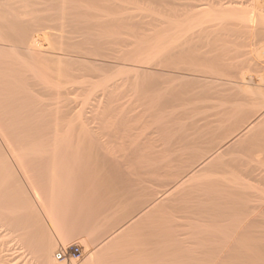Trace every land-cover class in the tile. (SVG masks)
<instances>
[{
  "label": "rangeland",
  "instance_id": "1",
  "mask_svg": "<svg viewBox=\"0 0 264 264\" xmlns=\"http://www.w3.org/2000/svg\"><path fill=\"white\" fill-rule=\"evenodd\" d=\"M0 1V13L2 14H0V93L2 95V93L6 92V89L10 91L7 92V95H0V97L3 99H0V103L2 101L3 104L5 101L3 106L0 104V107L2 106L4 108H0V129H4V131L3 129L0 130V264H42L43 262L47 264V260L45 257H47L46 252L48 251L49 246H51V241L49 240L50 236L54 238L55 243L57 244L55 250L56 254L60 248H64L66 250H71L73 247L80 248L81 255L79 258H73L67 261H58L59 263L65 264L86 263L87 257L89 256L88 252H91V250L94 253L96 252L94 254L97 256L96 258L102 260L97 263L98 261L96 260L98 259H96L94 256L92 263L90 262L91 264H108V261L111 264H120V262H122L120 257L123 258L125 264L127 263L126 260H128V263L132 262V264H138V258L136 259L134 257L139 256V259H146V254H148L147 259L151 258L148 259L150 260V262H152V260L156 261L154 263L152 262L151 264H163V260L165 258H163L162 256L166 257L165 262H169L166 260H168L169 257L172 256L173 259L171 258L170 262H177V264H186L184 262L188 263L189 260L188 264H193L195 262L192 263V259L190 260V258H193L194 256L196 257V255L197 258H193L194 261L200 257L198 259L199 261L197 260L198 263H200L201 260L205 263V261L207 262L210 259H212L211 261H213L214 256L216 257L215 259L220 258L219 250L225 247V245H227V242L229 241H225L223 239L227 240V237L229 235H233L235 237L234 239V237L231 236L233 238V241L236 239L238 240V237L243 236V242L240 240V238L239 242L244 244V246H249L246 249L248 252L250 251V264H255L257 262L256 259H261V261L264 262V254L260 253L261 255L259 256L262 257L257 256L259 252L263 251L264 253V228L263 231H261V228L264 226V224L262 225V223H264V218L262 220L261 217L264 216V213L253 212L254 214H252L251 211H249L251 213L246 212L248 210L247 208H243V210L242 206H240L241 204H246L243 202L244 199H246L243 198V195L232 197L230 196L232 199L229 198V195L231 193L229 184L230 186L232 185L231 182H229L232 179V168H230V166L232 167L233 162L231 163V161L235 159L234 162H239V164H241L244 159V162L247 163V160H245L244 156L245 154L243 153L245 152L247 154L246 148L244 147H246L248 143L247 141L252 138H250V136H255L252 139H260V136L261 138H264V128L262 127V125L264 126V124L261 122L259 123L261 119L260 116H262L263 118L261 121L264 122V109H257V111L256 108H253V106H251L250 108V104H242L239 112L234 116H237V119L240 118L243 120L238 119L237 121L240 122H237L236 119L234 120L230 117H233L231 112L232 107L234 106V102L233 106L231 107H229V104H232L231 102L234 98V94H241L242 91L240 90L241 86H239L238 88L235 86L234 82L236 80L232 76L234 72H232L231 67L233 68V65L235 66V64L238 66L237 62H244L240 55H242L243 58L247 56L248 58L244 59L247 63H249L247 65L240 63L242 65L240 66H246L244 68H247L249 70L248 75L253 82V86L251 85L253 91H251L250 88V92L248 90L246 91L249 93L252 92L253 95H259V93L261 95L264 94V85H262L264 83V42H259L261 40L259 38L261 37L259 36V32L264 34V22L263 24L261 22L262 27H260L261 25L259 26L260 29L257 31L256 36L255 33H252L251 31L249 32V29L248 33L250 34V36L249 34L247 36V30L245 28L243 29H245L246 31L241 30V32L239 30L241 27H239L238 30L236 26H234L236 27L235 29L234 27L227 28V26H229L228 23H225L226 28H224V30L222 28L223 32L220 30L221 28L213 30L209 27L213 26L214 24L219 25L223 22V20H221L222 22H219L220 14L215 13V11L212 12V10L209 11V13L205 14L199 13V7L205 3V1L203 2L201 0H184V3L186 1V4L183 3V7H185L183 8V12L180 11L176 16H173V18L160 17L162 16L163 12L167 11L169 13L174 11L173 9H170L173 8L172 5L161 7V5H158L157 3L154 5V2L151 4L143 3L140 6L141 8L137 7L134 10V13L132 12V14H124L120 9H118V7L123 3L122 0H110L113 5L109 4V0H99L104 1L100 2V4L99 1L96 2L97 0H35L36 3L34 0H17L16 4L12 3L16 2V0H12V2L11 0H9V2L8 0ZM75 1L77 2L73 3ZM117 2H120L121 4L119 3V5ZM261 2H263L261 4L262 6H264V0H261ZM17 4H19V6ZM8 5L12 6L13 8L9 7ZM105 5L107 7H105ZM7 7L9 8V10ZM100 7L102 8V10L99 9ZM153 7L155 9L157 8V13H155L156 11ZM5 9L6 11H4ZM94 10H97V12H95ZM119 10L120 12L117 16L116 14ZM89 11H93L94 13L92 12L91 15L89 14ZM147 12L154 15V19L151 25L141 29V32L139 31V33H134L133 28L135 31V24H137L136 22L139 19L138 16ZM113 14L116 16H114ZM124 15H132V17H135V19L130 20L129 23L125 25L126 27L124 29L121 27L119 28V26H115L114 23H116V19L118 21L121 16L123 18ZM102 16L107 19L105 21H101L100 17L103 18ZM16 17L19 20L17 19L18 21L14 22V19ZM93 17H96V21ZM113 17L114 19L116 17L117 18L114 20V22H111ZM10 18H12V20H10ZM108 18L110 20H108ZM164 18V21L161 20ZM91 19H93L94 22ZM6 20H9V25L7 24ZM103 22L105 25H102ZM238 22L239 21H237L236 23L240 26V23ZM38 23L43 26V29L42 26L39 27ZM24 24H29L31 26V28H29L30 26H26L25 28L27 29L22 28L23 31L25 30L24 32L28 31V35L31 34L32 30H34L32 31V36H34V34L36 35V32L37 35L39 33H41V35L36 37L35 40L31 41L30 39V42H27V39L25 40V38L28 37L27 33H22V35H26L27 37L23 36V39L22 37L20 38V36L16 35L17 30L20 28L19 25H21L22 27ZM43 24L45 26L47 25V28L44 27ZM130 25L131 27H128ZM13 27L16 28L14 29ZM76 27L77 30H75ZM8 28H13V30H9ZM105 29L110 31V33H107V30ZM204 29L209 30L207 32ZM101 30L105 35L100 34ZM234 30H237L239 33H236L237 31L235 32ZM20 31L23 32L21 29ZM92 31L94 32L92 33ZM211 31H214V36L212 35ZM225 31H229L230 33H227ZM244 31L246 32V34L243 36L242 34H244ZM96 32L98 33L96 34ZM114 32H116L117 34ZM224 32L226 34H229L228 36L230 38H228L226 34L225 36ZM121 34L123 35V37H121ZM233 35H235L236 38ZM240 35H242L244 39L242 38V36L240 37ZM232 37L235 38L234 42V38ZM125 38H128V40H125ZM139 38H144L145 41ZM263 38L264 36L262 35V41H264ZM237 39L241 41L238 42ZM248 39L249 43L252 40V43L250 44H253L254 46L248 44L246 45L245 43L244 44L248 46V48L250 47V49H247V47H243V42L248 43ZM12 40L15 42V44ZM115 40L117 41L116 44H118L119 46L115 44ZM226 40H229V42ZM3 41H5V43ZM256 41L261 44H258V42L256 43ZM146 42L149 43L146 44ZM150 42L152 43V46ZM235 42L239 45L241 43L242 44L238 46V44L236 45ZM19 43H21V45H19ZM254 43L256 44V47ZM144 44L150 45L148 46V50L150 49V51H147V46H144ZM162 44L166 45L163 46ZM171 44L173 46H176L177 48L173 47ZM162 46L163 48L159 49V47ZM165 46H167V48ZM243 48L247 50H244ZM165 49H167V51H165ZM177 49H179L180 51H177ZM119 50L120 52H118ZM254 50L256 52H254ZM130 51L131 53H129ZM175 51H177L179 55ZM249 52L251 54L250 56L254 57V62L251 61L252 58L248 56ZM150 53H152L153 55H150ZM131 54L132 57L130 56ZM141 56L143 57V59H140ZM238 56L240 57L238 58ZM256 57L260 60L257 61ZM135 58L137 60H135ZM165 59L168 60V62ZM232 60L233 62H236L233 64ZM255 60L257 63L255 62ZM137 61H141V63H138ZM230 63L233 65H231ZM258 63L262 67L259 66ZM240 66L239 68L241 69ZM228 67L230 68V73L232 72L231 77L233 79L230 76L229 77L231 79L226 78V76L228 77V75H230L228 74ZM133 68L134 70L136 69L137 72L139 70L140 71L138 73L136 71L132 72ZM216 70L219 71L215 72ZM258 72L261 78L258 76ZM217 75L220 77H217ZM222 76L225 78H223ZM260 80H262V82H260ZM228 83L232 86H235L233 87L232 92L230 91L232 89V86L230 85V89ZM214 85L218 92L214 90ZM234 88L237 90L234 91ZM3 89L5 91H3ZM220 91H222L221 95ZM233 92L236 93L233 94L232 98L231 93ZM242 92L245 91L243 90ZM247 92L243 93V95H248ZM8 93H11V96ZM210 93H212V95ZM227 93H230L228 95H231L230 98L227 96ZM215 94L217 95L215 96ZM218 94L220 96H218ZM237 94L235 96L240 97V94ZM4 95L6 96L4 97ZM9 96L12 98L10 99V101H6ZM252 98H259V100L262 99V103L264 104V98H261L260 95L254 96ZM253 101V105H258V101ZM11 106L13 108H11ZM246 109H248L249 112L245 111ZM214 112H216V114L219 113V115L217 114L213 117V114H215ZM256 113H259L260 115H256L257 117L254 120L252 115H248H254ZM257 119H259L258 122ZM236 122L239 124H237ZM255 123H259L260 125L258 126V124ZM233 125L241 130H238L237 128H234L235 130H233V128L231 127ZM255 126L257 127V130L255 129ZM259 127H261L262 129H260ZM247 128H249V131ZM245 129L248 131L247 133H244L246 131ZM229 130L231 131L229 132ZM232 130L235 134L232 133ZM257 131H259V134L262 132L263 135L261 134L259 136L258 133H256ZM253 132H255L256 134ZM29 133L32 134L29 135ZM226 133H228L227 137H231V135L233 137L231 139H226ZM56 134L58 135V137H55ZM6 136L8 137V142H6ZM9 136H11L13 141ZM19 136H22L20 138L21 140L19 139ZM23 137L24 139H26L22 142ZM41 137L43 138V140L41 139ZM240 137H243L242 139H245L243 141L247 142H245L246 145H243L244 147L242 146V148L244 149L243 153L241 152L242 150H239L241 149V144L243 143V141L240 140ZM60 138H62V140H65L67 138V140H65L64 142L61 141ZM17 139L19 141L15 142L17 141ZM33 139L34 142L35 140H38V142L43 141L40 142V144H43L44 146H42L44 148L46 145L50 146V141L54 143V139H58V141L64 142L65 144H61L62 150H66V155H68L69 157L70 155L72 157L76 155L74 157H77L78 163L74 158L75 161H70V163L73 164H69V161L67 162L68 164L50 165L44 163L40 164V162L37 164V160L35 159V161L33 159H30L33 160L32 162H35L34 164L31 161H25V163L27 162L31 164H20L15 160L14 154L10 150L14 149L15 152H19L20 149L22 150L24 147L33 148L36 143L35 142L31 144V142H33ZM221 139H223L224 142ZM236 140L240 142H237ZM225 141L227 143H225ZM234 141L237 146L234 145L235 143L233 144ZM67 143L70 144L68 145ZM216 143L219 144V148L215 146ZM230 143L233 144L232 148ZM40 144L39 146H41ZM51 145L53 146L54 144ZM61 145H59V143L57 142L58 148L61 147ZM225 147H229V150L231 152L228 151ZM73 148L77 150H74ZM48 149H50V147ZM231 149H234L235 151ZM59 150L61 149L59 148L58 152H60ZM68 150L73 151L69 153ZM74 151H76L77 154H74ZM62 152L63 151H61L60 153L62 154ZM79 152L84 154L80 156L83 161H80ZM237 154H241L238 156L239 158L236 157ZM242 155L244 158L241 157ZM68 156H66V161L69 160V158H67ZM230 156L232 157L231 161L228 159ZM12 157H14V159ZM72 157H70V160H72ZM214 159H216V161L219 160V162L217 163L216 161H213ZM220 159L223 161V164L222 162H220ZM15 162L17 164H15ZM220 163L223 167L220 165ZM226 163L228 165H225ZM209 164H211V166ZM44 165H46L47 167L45 166V168ZM203 166L205 168H203ZM217 166L220 168H218ZM225 166L227 167L225 168ZM57 168L58 171L56 170ZM201 168L206 170L204 171ZM227 168L228 170H225ZM41 169L43 172L41 171ZM224 170L225 173L223 174ZM43 173L45 175H43ZM180 173L181 175H183L181 176ZM42 175L43 177H41ZM61 175H63V177ZM192 175H196V177H194L191 181L192 187L190 186V183L187 185V188L189 192H191L192 190H194L192 189L193 187H199V191L197 188L196 191L194 190L196 193L193 191V194L189 193L190 196L186 197L187 202L185 201L186 199L180 200L182 202L181 205L185 206L184 208H186L187 204V208L186 210L183 211L182 209V212L175 214V221L170 222L171 218H169L170 220L167 219V217H170L168 216L170 215V210L165 213L164 208V210L162 211H160L159 209L156 210L157 208L155 209V207L157 205L154 207L153 205H155L156 203H160L161 205V202L162 204H165V201L164 203L163 200L161 201L163 197L161 196L162 194L160 193V191L169 193L175 185L179 184V182H183V180L186 179L185 177H189ZM48 176L50 179H48ZM202 178L205 181L201 180ZM211 179H213L214 181L212 182ZM208 180H210L211 182ZM172 181L174 182V185ZM175 181L178 182L175 184ZM202 181L205 183H203ZM214 182H216L217 184L225 183L223 185H226L227 183L229 184H227L223 188L221 187L223 185H216L214 184ZM171 183L173 186L171 185ZM160 184L163 185L160 187H163V190L157 187ZM168 185H171V188ZM212 185L221 187L222 190H224L226 187V189L229 190V194H226L228 193L226 189L224 190V192H226L225 194L224 192H221L222 190L220 189L219 192H216V186ZM209 186L213 187V191H211L212 187ZM159 189L160 191H158ZM154 190H157V192H159H156L154 194L156 196L153 195V193L155 192ZM241 190H244V188ZM150 191H153L152 195ZM206 192L209 196L206 195ZM213 192L217 194H219L220 192L223 193L225 195L224 199L223 197V200L217 197L218 195L216 194V196L215 193L213 195ZM37 193L40 199H38ZM194 193L199 196L198 198L203 196L202 198H200V201L199 199L196 201L195 198L197 197H195L196 195ZM212 195L216 198L212 197ZM188 197H190L191 201H189ZM227 197L229 199H226ZM235 197L242 198H237L239 199V201L237 202L235 201ZM169 198L172 199L173 196ZM168 199L164 200L169 203L171 200L169 199L168 201ZM201 200L203 202H201ZM217 200L220 202L218 204L223 203V205L228 200V205L225 204L224 208L222 207V205H220L221 207H219L218 204H215ZM229 200H234L232 201V203L236 204V207L232 203L229 204ZM148 201H150L149 203L151 205L148 204ZM201 203L203 205H201ZM206 203L207 205L205 206ZM212 203L217 205L218 207H212ZM166 205H162V207H165ZM188 207H191V209H188ZM192 207L198 208V211L202 212L203 214L206 213V215L202 214V216L204 217V219L209 218L212 223H208H211L213 225H208V228V226H206L208 223L206 222L209 221V219L207 221H201L203 219L201 214H199L200 217L196 216L197 218L199 217V222H202V224L200 225L198 224L199 222L197 223L198 220L179 218L181 216H191L190 212L193 211ZM232 207L234 208L233 215ZM229 210L231 211L229 212L230 216L227 215ZM160 212H163V214ZM221 212L223 213L221 214ZM167 213L169 214L166 215ZM160 214H162V216ZM12 215L16 216L12 217ZM18 215L21 217H18ZM226 215L232 220V222L231 220H228L229 218ZM49 216L59 224V234L56 233L55 230L51 229ZM20 218L22 220L21 222ZM40 218L43 219L45 225L49 227L48 232L42 229V226L40 225ZM238 218L243 219L238 220ZM255 218H257L258 220ZM159 220H162V222ZM165 220L168 221L166 222ZM240 221L244 224L243 228L242 224L239 225ZM190 222L192 224L193 222L195 223L194 225H192L193 227H189L188 224H190ZM258 222L261 223L260 226ZM203 224L208 229L203 227ZM231 224H234V226L238 224V228L239 226L241 228L237 229V226L234 227L231 226ZM15 225L17 226V229H19V227L20 229L17 230L15 228ZM23 226H26V228H23ZM160 227L161 229L159 230ZM164 227L166 228V230H169L167 233H171V229L177 231L176 239H172L173 242L174 240L177 241L179 239L180 244H178V242L175 244L176 246H174L172 243H170L172 242L170 236H166V238L168 237L167 240L166 238H163V236L162 240L161 238L160 240H158V236L160 235L161 237V234L163 235L164 233ZM21 228H23V231L21 230ZM191 228L194 230V234L200 237L199 239H201V241H196L198 240V237H195L194 234V236H191V234L193 233L191 232L190 234L189 230H192ZM213 228H215V231ZM204 229L205 234L204 231H202ZM198 230L202 231L203 233L199 232ZM243 230L246 232H244ZM161 231L163 232L158 233ZM210 232L211 234L215 232L212 234H215L214 239L211 238L213 236H210L209 238V236L207 235ZM218 232H221V234ZM237 232H239L240 234ZM170 233L168 235H170ZM178 233L182 235H178V237ZM184 233H187L188 235H185ZM255 233L256 235H254ZM116 234L120 235V237ZM64 235H66L65 237L68 236V239H65V237L62 239L61 236ZM69 235H71V239H69ZM164 235L167 234L165 233ZM245 235L250 237L248 238ZM216 236H219V240L216 239ZM74 237L77 238V240L72 239ZM113 237L114 240L117 237H119V239L121 238V243L119 242L120 240L118 238L115 243H118V246L124 244V246L122 245L123 247L121 246L122 249L121 247L117 246V248L116 245H114V247L116 248V250H114L115 248L112 246L113 244H111V246H109V244V247L106 246L108 242H114ZM194 237L196 238V240ZM193 238L194 240L192 243H186L188 241H191ZM208 238L211 240H209ZM229 238L230 237H228V239ZM245 238L246 240L244 241ZM169 239H171V241ZM215 239L218 242V245H221V248L218 245H216L218 246V248L215 247V245L213 244L215 242ZM63 240L65 243H67L66 240L69 242V244L67 243V245H69L70 248L65 245ZM69 240H72V242ZM81 241H84L83 244H81ZM152 241L153 243L159 242V244L169 241V243L164 245L167 246L169 244L167 248H165L163 244L159 245L163 246L159 248L166 250V253L168 252V250L175 249L174 252L182 251V254L176 252L178 254L171 255V252L169 251L170 254L164 255V251H160V249H157L158 244H152ZM194 241L197 243L200 242V245H198L202 246L198 247L197 244H193L195 243ZM208 241H211L212 244H210L211 242L209 243ZM233 241H231V243H234ZM251 241L254 242L252 243ZM31 243L32 245H30ZM40 243L43 244L39 245ZM87 243L89 246H86ZM143 243L144 246L148 244L147 246H150V248L152 249H148V247L146 246L150 251H148L147 249H145L144 251V249L142 248L141 250L140 247H142ZM231 243L229 242V244ZM28 244L30 245V247L28 246ZM35 244H37V246H35ZM149 244H151L154 248ZM177 244L179 246L181 245L183 247V250L181 249V247L176 250L178 246ZM262 244L263 248L261 249ZM45 245L48 247L47 250H45L46 248L43 249L44 247H46ZM101 246H103L104 248ZM125 246L129 247L130 249H125ZM253 246H255L254 249H251L253 248ZM188 247L192 249L193 252L189 251L190 249ZM229 247L224 248V250L226 249L225 251H221H224L225 253L227 252V249ZM256 247L258 248L257 250L255 249ZM84 248L88 250L87 253L84 252ZM101 248L107 251L105 252ZM135 248H139L140 252H134L136 250ZM42 249L44 250V252H41ZM110 249H112V251L114 250V253L115 251H118V253L116 252L118 257H116V255H113L112 258L111 254L109 253H114ZM117 249H120L122 251L125 249L126 253L123 254L124 256L121 255L122 251H119ZM131 249H133V251ZM154 249L157 251H154ZM187 249L189 250L187 251ZM202 249L204 252L201 251L202 254H200V250ZM129 250H131V252ZM158 251H160L159 254ZM211 251H213L216 255L218 253L219 257L213 255L214 253ZM97 252L101 253L100 255L103 256L104 254H107L106 258L108 259H106L105 256L100 257V255H97ZM151 252H153V259L151 257V254H149ZM41 253L42 255L45 254V256L43 255L44 258ZM128 253L131 254L129 255ZM133 253H136V256L133 255V257ZM140 253H144L145 257L143 256V254L140 256ZM183 253L184 255H187L183 256ZM204 253L208 254V256L206 255L208 258L205 257ZM224 253H222V255H224ZM155 254L156 256L158 254V256L154 257ZM179 255H182L183 257H177ZM188 255H190L191 257ZM108 256H111L113 261ZM125 256H127L128 259H126ZM187 256L188 258H186ZM255 256L257 257L255 258ZM175 257L182 260L183 258L186 259L183 260L184 262L182 260H179V262H182L179 263L178 261H174V259L178 260ZM117 258L120 259V262H116ZM158 258H163V260ZM133 261L136 263H133ZM142 261L143 260L141 259V262H139V264H145V262H147L146 260H144V262L142 263ZM148 262L146 264H148ZM263 262H259L258 264H263ZM121 264H123V262ZM195 264H197V262ZM200 264H202V262Z\"/></svg>",
  "mask_w": 264,
  "mask_h": 264
},
{
  "label": "bare ground",
  "instance_id": "2",
  "mask_svg": "<svg viewBox=\"0 0 264 264\" xmlns=\"http://www.w3.org/2000/svg\"><path fill=\"white\" fill-rule=\"evenodd\" d=\"M6 1H7V0H6ZM18 1H21V0H18ZM25 1H26V0H25ZM34 1H35V0H34ZM34 1H33V2H34ZM95 1H96V0H95ZM98 1H99V0H97L96 2H98ZM114 1H115V0H114ZM114 1H113V2H114ZM188 1H189V0H188ZM201 1H203V2L205 1V3L199 7V8H200V9H199V11H200L199 13H201V14L204 13V14H205V13H209V11L212 10V12L215 11V13H219V14H220V21H219V22H222L221 20H223V22L220 23L219 25H215V24H214L215 26L213 25V26L209 27V28H212L213 30H214V29L216 30V29L221 28L220 30L222 31V28H223V30H224V28H226V27H225V23H228L229 26H227V28H229V27H232V28H233L234 26H236V27H237V30H238V28L241 27V28L239 29L240 32H241V30L243 31V30L246 29L247 31H246V30H245V31L247 32V34H246V32L244 31V34H242L243 36H244L245 34L248 36V34H249V33H248V29H249V32L251 31L252 33H255V36H256L257 31L260 29L259 26L261 25V22H262V24H263V22H264V6H262L261 3H263V2H261V0H201ZM262 1H263V0H262ZM0 2H1V1H0ZM8 2H9V0H8ZM8 2H7V4H8ZM11 2H12V0H11ZM11 2H10V3H11ZM30 2H31V1H30ZM76 2H77V1H75V2H73V3H76ZM100 2H104V1H99V4H100ZM120 2H121V1H120ZM120 2H117V3L119 4ZM122 2H123L122 4L120 3L121 5L119 4L120 6L118 7V9H120L121 12H123L124 14H132V12L134 13V10H135L137 7H140L143 3H144V4H146V3H150V4H151V3H153V2H154V5L157 3L158 5H161V7H164V6H167V5H172V6H173V8H170V9H173L174 11L169 12V13H168L167 11H166V12H163V13L161 12V13H162V16L159 15L160 17H172V18H173V16H176L180 11L183 12V10H184L183 8H185V7H183L184 0H122ZM10 3H9V4H10ZM12 3H15V4H16V3H17V0H16V2H12ZM12 3H11V4H12ZM35 3H36V1H35ZM71 3H72V2H71ZM97 4H98V3H97ZM97 4H96V5H97ZM99 4H98V5H99ZM109 4H110V5L112 4L110 0H109ZM184 4H186V1H185ZM5 5H6V4H5ZM13 5H14V4H13ZM17 5L19 6V4H17ZM102 5H103V3H102ZM112 5H113V4H112ZM148 5H149V4H148ZM8 6H9V5H8ZM14 6H15V5H14ZM151 6H152V5H151ZM151 6H149V7H151ZM0 7H1V5H0ZM2 7H3V6H2ZM4 7H5V6H4ZM9 7H12V6H9ZM98 7H99V6H98ZM105 7H107V6L105 5ZM105 7H104V8H105ZM5 8H6V7H5ZM7 8H8V7H7ZM12 8H13V7H12ZM96 8H97V7H96ZM140 8H141V7H140ZM140 8H139V10H140ZM153 8H154V7H153ZM99 9L102 10L101 7H100ZM105 9H106V8H105ZM108 9H109V8H108ZM108 9H107V10H108ZM154 9H155V8H154ZM156 9H157V8H156ZM156 9H155V11H156ZM160 9H161V8H160ZM181 9H182V10H181ZM8 10H9V8H8ZM120 10L118 11L117 14L115 13L117 16H118ZM145 10H146V9H145ZM150 10H151V9H150ZM162 10H163V9H162ZM4 11H6V9H5ZM94 11H95V10H94ZM148 11H149V10H148ZM157 11H158V10H157ZM157 11H156L155 13H157ZM170 11H171V10H170ZM92 12H93V11H89V14H91ZM95 12H97V10H96ZM4 13H5V12H4ZM93 13H94V12H93ZM99 13H101V12H99ZM112 13H113V12H112ZM158 13H159V12H158ZM0 14H1V13H0ZM85 14H86V13H85ZM95 14H98V13H95ZM107 14H108V13H107ZM181 14H182V13H181ZM181 14H180V16H181ZM1 15H2V14H1ZM91 15H92V14H91ZM103 15H104V14H103ZM108 15H109V14H108ZM113 15H114V14H113ZM116 15H114V16H116ZM137 15H138V14H137ZM139 15H140V13H139ZM93 16H94V15H93ZM106 16H107V15H106ZM155 16H156V15H155ZM88 17H89V16H88ZM102 17L104 18V16H102ZM108 17H109V16H108ZM177 17H178V16H177ZM4 18H5V17H4ZM12 18H13V17H12ZM12 18H10V20H12ZM91 18H92V16H91ZM93 18H94V17H93ZM95 18H96V17H95ZM95 18H94V20L96 21ZM103 18L100 17L101 21H105V20L107 19V18H104V20H103ZM109 18H110V17H109ZM109 18H108V20H110V19L112 18V15H111V18H110V19H109ZM116 18H117V17H116ZM116 18H115V19H116ZM138 18H139V19H138L137 22H136L137 24H135V25H136V30H137V31H136V30L134 31V28H133V32H134V33H139V31H140L141 29H143V28L148 27L149 25H151V23H152V21H153V19H154V15H153L152 13L147 12V13H145V14H141L140 16H138ZM156 18H157V17H156ZM172 18H171V19H172ZM174 18H175V17H174ZM179 18H180V17H179ZM17 19H18V18L16 17V18L14 19V22L19 20V19H18V20H17ZM89 19H90V18H89ZM115 19H114V17H113V19H112L111 22H114ZM133 19H135V17H132V15H124L123 18H122V16H121V18H120L118 21H117V19H116L115 22H116L117 24H116V23H114V24H115V26H119V28L121 27V28L124 29V28L126 27L125 25L128 24L129 21H130V20H133ZM177 19H178V18H177ZM20 20H21V19H20ZM91 20L94 22L93 19H91ZM161 20L164 21L165 18H164V19H161ZM161 20H160V21H161ZM226 20H227V21H226ZM6 21H7V24H8V21H9V20H6ZM21 21H22V20H21ZM30 21H31V20H30ZM88 21H89V20H88ZM167 21H168V20H167ZM235 21H236V22L239 21L238 23H240V26H239ZM0 22H1V19H0ZM108 22H109V21H108ZM172 22H174V21H172ZM2 23H3V22H2ZM9 23H10V22H9ZM21 23H24V22H21ZM34 23H35V22H34ZM160 23H161V22H160ZM162 23H163V22H162ZM38 24H39V23H38ZM38 24H37V25H38ZM41 24H42V23H41ZM114 24H113V25H114ZM120 24H121V25H120ZM8 25H9V24H8ZM33 25H34V24H33ZM35 25H36V24H35ZM43 25H44V24H43ZM75 25H76V24H75ZM99 25H100V24H99ZM102 25H105L104 22H103ZM135 25H134V26H135ZM155 25H156V24H155ZM220 25H221V26H220ZM237 25H238V26H237ZM263 25H264V24H263ZM19 26H20V28L17 30V34H16V35L20 36V38L22 37V39H23V36H26V35H22V33H24V34L27 33V35H28V31H27V32H24L25 30L23 31V29H27V28H25V27H26V26L29 27L30 25H29V24H27V25L24 24V25H23L24 27H23V26L21 27V25H19ZM41 26H42V25L39 24V27H41ZM46 26H47V25H46ZM46 26L44 25V27H46ZM82 26H83V25H82ZM115 26H114V28H115ZM132 26H133V25H132ZM1 27H2V26H1ZM36 27H37V26H36ZM128 27H131V25L128 26ZM128 27H127V28H128ZM236 27H234V29H235ZM260 27H262V25H261ZM13 28H14V27H13ZM13 28H12V29H11V28H8V29H9V30H10V29L13 30ZM15 28H16V27H15ZM15 28H14V29H15ZM22 28H23V29H22ZM29 28H31V26H30ZM32 28H33V27H32ZM46 28H47V27H46ZM72 28H73V25H72ZM74 28H75V26H74ZM78 28H79V27H78ZM243 28H245V29H243ZM2 29H3V28H2ZM4 29H7V28H4ZM20 29H21L23 32H21ZM34 29H35V28H34ZM39 29H40V28H39ZM39 29H38V30H39ZM42 29H43V26H42ZM98 29H100V28H98ZM98 29H97V30H98ZM130 29H131V28H130ZM149 29H150V28H149ZM0 30H1V29H0ZM29 30H30V29H29ZM75 30H77V27H76ZM105 30H107V29H105ZM204 30L208 32L209 29H208V30H207V29H204ZM210 30H211V29H210ZM225 30H227V29H225ZM228 30H229V29H228ZM237 30H234V31L236 32ZM30 31H31V30H30ZM32 31H34V30H32ZM32 31H31V34L28 35V37L26 36L27 38H25V40H26V39L28 40L27 42H30V39H31V41H32V40H35L36 37H38V36L41 35V33H39V34L37 35V32H36V35L34 34V36H32V33H33ZM79 31H80V30H79ZM202 31H203V30H202ZM202 31H200V32H202ZM205 31H204V32H205ZM217 31H218V30H217ZM217 31H216V32H217ZM221 31H220V33H221ZM229 31H230V30H229ZM229 31H228V32L225 31V32L230 33L231 31H230V32H229ZM261 31H262V30H261ZM6 32H7V31H6ZM6 32H5V33H6ZM10 32H11V31H10ZM15 32H16V30H15ZM15 32H14V35H15ZM40 32H41V31H40ZM44 32H45V31H44ZM77 32H78V31H77ZM93 32H94V31H92V33H93ZM101 32H102V30H101ZM101 32H100V34H103V32H102V33H101ZM140 32H141V31H140ZM211 32H212V35H213V34L215 35V33H213L214 31H211ZM211 32H210V33H211ZM222 32H223V31H222ZM225 32H224V35L226 34ZM18 33H20V34H18ZM71 33H72V31H71ZM74 33H75V32H74ZM92 33H91V34H92ZM97 33H98V32H96V34H97ZM107 33H110V31L107 30ZM114 33H116V32H114ZM118 33H119V32H118ZM142 33H143V31H142ZM217 33H218V32H217ZM236 33H239V32L237 31ZM242 33H243V32H242ZM259 33H260L259 36H261V37H259V38L261 39L259 42L262 43V42H264V41H262V35L264 36V34H262L261 32H259ZM8 34H9V32H8ZM116 34H117V33H116ZM125 34H126V33H125ZM125 34H124V35H125ZM203 34H204V33H203ZM233 34H234V33H233ZM240 34H241V33H240ZM0 35H1V34H0ZM11 35H12V33H11ZM21 35H22V36H21ZM42 35H43V34H42ZM103 35H105V34H103ZM114 35H115V34H114ZM126 35H127V34H126ZM136 35H138V34H136ZM141 35H142V34H141ZM145 35H146V34H145ZM147 35H149V34H147ZM209 35H210V34H209ZM214 35H213V36H214ZM226 35L228 36L229 34H226ZM226 35H225V36H226ZM236 35H237V34H236ZM242 35H240V37H241ZM4 36H5V35H4ZM219 36H220V34H219ZM222 36H223V35H222ZM230 36H231V35H230ZM233 36H235V35H233ZM243 36H242V38H243ZM247 36H246V37H247ZM249 36H250V34H249ZM252 36H253V35H252ZM252 36H251V37H252ZM2 37H3V36H2ZM15 37H16V36H15ZM121 37H123L122 34H121ZM124 37H127V36H124ZM144 37H145V36H144ZM12 38H13V37H12ZM214 38H215V37H214ZM219 38H220V37H219ZM228 38H230V37L228 36ZM232 38H234V37H232ZM235 38H236V36H235ZM235 38L233 39V42L235 41ZM247 38H248V37H247ZM247 38H246V39H247ZM249 38H250V37H249ZM254 38H255V37H254ZM16 39H17V38H16ZM22 39H21V40H22ZM129 39H130V38H129ZM139 39H141V40L143 39V40L145 41L144 38H139ZM216 39H218V38H216ZM224 39H225V37H224ZM238 39H239V38H238ZM238 39H237V40H238ZM243 39H244V38H243ZM252 39H253V37H252ZM263 39H264V38H263ZM2 40H3V39H2ZM6 40H7V39H6ZM125 40H128V38H127V39L125 38ZM135 40H136V39H135ZM222 40H223V39H222ZM230 40H231V39H230ZM250 40H251V39H250ZM253 40H254V39H253ZM258 40H259V39H258ZM0 41H1V40H0ZM12 41H13V40H12ZM18 41H19V40H18ZM118 41H119V40H118ZM226 41L229 42V40H226ZM239 41H241V40H238V42H239ZM243 41H244V40H243ZM247 41H248V43L243 42V45H244V46H243V45H242V46H243L244 48L247 47V49H250V47L248 48V46H246V45H247V44H248V45H253V44H250V43H252V42H251L252 40L250 41V43H249V39H248ZM3 42L5 43V41H3ZM13 42H14V41H13ZM116 42H117V41L115 40V44H116ZM121 42H122V41H121ZM257 42H258V41H256V43H257ZM259 42H258V44H261V43H259ZM6 43H7V42H6ZM148 43H149V42H146V44H148ZM235 43H236V42H235ZM240 43H241V42H240ZM244 43H245L246 45H245ZM1 44H2V43H1ZM14 44H15V42H14ZM142 44H143V43H142ZM142 44H141V45H142ZM150 44H151V46H152V43H151V42H150ZM237 44H238V43H236V45H237ZM241 44H242V43H241ZM241 44H240V45H241ZM254 44H255V43H254ZM5 45H6V44H5ZM19 45H21V43H19ZM116 45H118V44H116ZM137 45H138V44H137ZM139 45H140V44H139ZM159 45H161V44H159ZM162 45H163V44H162ZM164 45H166V44H164ZM164 45H163V46H164ZM171 45H172V44H171ZM179 45H182V44H179ZM236 45H235V46H236ZM240 45L238 44V46H240ZM7 46H8V45H7ZM118 46H119V45H118ZM131 46H132V45H131ZM144 46H147V51H150V49L148 50V46H150V45H145V44H144ZM163 46H162V47H159V49H162ZM169 46H170V44H169ZM169 46H168V47H169ZM172 46H173V45H172ZM242 46H241V48H242ZM253 46H254V45H253ZM259 46H260V45H259ZM12 47H13V46H12ZM127 47H128V46H127ZM134 47H136V46H134ZM140 47H141V46H140ZM140 47H139V48H140ZM155 47H156V46H155ZM165 47L167 48V46H165ZM173 47L177 48L176 46H173ZM255 47H256V44H255ZM145 48H146V47H145ZM157 48H158V46H157ZM241 48H239V49H241ZM244 48H243V49H244ZM251 48H252V47H251ZM253 48H254V47H253ZM8 49H9V48H8ZM8 49H7V50H8ZM247 49H244V50H247ZM3 50H4V49H3ZM144 50H145V49H144ZM151 50H152V49H151ZM178 50H179V49H177V51H178ZM116 51H117V50H116ZM135 51H136V50H135ZM147 51H145V52H147ZM159 51H160V50H159ZM159 51H158V52H159ZM161 51H162V50H161ZM165 51H167V49H165ZM177 51H175V52H177ZM179 51H180V50H179ZM184 51H185V50H184ZM184 51H183V53H184ZM234 51H235V49H234ZM236 51H237V50H236ZM118 52H120V50H119ZM132 52H133V51H132ZM137 52H138V51H137ZM139 52H140V51H139ZM173 52H174V51H173ZM181 52H182V51H181ZM245 52H246V51H245ZM254 52H256V51L254 50ZM129 53H131V51H130ZM143 53H144V52H143ZM152 53H153V52H152ZM152 53H150V55H151ZM160 53H161V52H160ZM234 53H236V52H234ZM138 54H139V53H138ZM173 54H174V53H173ZM177 54H178V52H177ZM230 54H233V53H230ZM247 54H248V52H247ZM256 54H257V53H256ZM128 55H129V54H128ZM133 55H134V54H133ZM147 55H148V54H147ZM150 55H149V56H150ZM152 55H153V54H152ZM157 55H158V54H157ZM174 55H175V54H174ZM174 55H173V56H174ZM178 55H179V54H178ZM250 55H251V54H250V52H249V55H248V56L251 57ZM130 56L132 57V54H131ZM149 56H148V57H149ZM171 56H172V55H171ZM176 56H177V55H176ZM176 56H175V57H176ZM240 56H241V58H242V59L244 60V62H245V63H244V62H243V63L240 62V63H241V64H245V65H247L249 62L247 63L246 60H245L244 58H248V57L245 56V57L243 58L242 55H240ZM240 56H238V58H239ZM252 56H256V55H252ZM258 56H259V55H258ZM141 57H142V56H141ZM141 57H140V59H143V57H142V58H141ZM179 57H180V56H179ZM228 57H229V55H228ZM144 58H145V57H144ZM172 58H173V57H172ZM172 58H171V59H172ZM251 58H252L251 61H253V58H254V57H251ZM258 58H259V57H258ZM180 59H181V58H180ZM226 59H228V58H226ZM256 59H257V57H256ZM135 60H137V59L135 58ZM138 60H139V59H138ZM165 60H166V59H165ZM235 60H236V59H235ZM235 60H234V61H235ZM258 60H260V59H257V61H258ZM166 61L168 62V60H166ZM137 62H138V61H137ZM139 62L141 63V61H139ZM139 62H138V63H139ZM224 62H225V61H224ZM226 62H227V60H226ZM232 62H233V60H232ZM235 62H236V61H235ZM235 62H233V64H234ZM253 62H254V61H253ZM255 62H256V60H255ZM260 62H261V61H260ZM240 63L237 62L238 66L235 64L236 67H235L233 64L230 63L231 65H233V68L235 67V68L233 69V68L230 66L231 69H232V72H234V74L232 75V72L230 73V68L228 67V68H229V69H228V70H229V73H228V74H230V75H228V77L226 76V78H230L231 75H232L233 78H235V80H236V81L234 82V83H235V86H236L237 88H238L239 86H241V87H240V90H242V91L244 90V91H245V92H242V91H241V94H240V93L237 94L236 92L231 93L232 98H233V94H234V93H236L237 95L240 94V97H236V96H235L236 94H234V98H233V100H232V102H231L232 104H229V105H230L229 107H231V106H233V102H234V106L232 107V112H231L232 115H233V117H232V116H230V117H231L232 119H234V120L236 119V121H237L238 119H239V120H243V119H240V118L237 119V116H234L235 114H237V113L239 112V109H240V107L242 106V104H250L249 107L251 108V106H253V108H254V109L256 108V110H257V109H261V110L264 109V104L262 103V102H263L262 99L259 100V98H252V97H254V96H259V95L261 96V98H264V96H263L264 94L261 95V94L259 93V95H257V94L254 93L255 95H253L252 92H251L252 94L249 93V92H250V89H251V91H253L252 88H251V85L253 84V82H252V79L250 78V76L248 75V74H249V73H248L249 70H248L247 68H244V67H246V66H244V65H243L244 67H241L242 65H241ZM256 63H257V62H256ZM262 63H263V62H262ZM134 65H135V64H134ZM219 65H220V64H219ZM240 65H241V66H240ZM258 65L261 66L259 63H258ZM258 65H257V66H258ZM221 66H222V65H221ZM239 66L241 67V69L239 68ZM259 66H258V67H259ZM248 67H249V66H248ZM255 67H256V66H255ZM261 67H262V66H261ZM263 67H264V66H263ZM136 68H137V67H136ZM220 68H221V67H220ZM256 68H257V67H256ZM139 69H140V68H139ZM235 69H236V70H235ZM130 70H132V69H130ZM225 70H226V69H225ZM233 70H234V71H233ZM127 71H128V70H127ZM134 71L137 72V70H136V69L134 70V68H133V71H132V72H134ZM139 71H140V70H139ZM139 71H138V72H139ZM217 71H219V70H216L215 72H217ZM226 71H227V70H226ZM138 72H137V73H138ZM218 73H219V72H218ZM261 74H262V73H261ZM214 76H215V75H214ZM229 76H230V77H229ZM258 76L260 77L259 72H258ZM217 77H220V76L217 75ZM222 77H223V76H222ZM259 77H258V79H259ZM223 78H225V77H223ZM231 78H232V77H231ZM231 78H230V79H231ZM233 78H232V79H233ZM260 78H261V77H260ZM230 79H229V80H230ZM215 80H216V79H215ZM224 80H225V79H224ZM229 80H228V81H229ZM221 81H222V80H221ZM226 81H227V79H226ZM218 82H219V81H218ZM260 82H262V80H260ZM263 82H264V81H263ZM214 83H215V82H214ZM230 83H231V82H230ZM234 83H232V84H234ZM222 84H223V83H222ZM260 84H261V83H260ZM216 85H217V84H216ZM228 85L230 86L231 84L228 83ZM262 85H264V83H263ZM231 86H232V85H231ZM231 86H230V89H231ZM235 86H232V89H231V90H230L229 88H228V89L232 92V91H233V87H235ZM252 86H253V85H252ZM214 87H215V85H214ZM255 87H256V86H255ZM226 88H227V85H226ZM241 88H243V89H241ZM249 88H250V89H249ZM261 88H262V87H261ZM253 89H254V88H253ZM214 90L217 91L216 87L214 88ZM235 90H237V89L234 88V91H235ZM240 90H239V91H240ZM246 90H248L249 92H247ZM3 91H5V90L3 89ZM223 91H224V90H223ZM254 91H255V90H254ZM1 92H2V91H1ZM7 92H10V91H9L8 89H6V92H5V93H2V95H1V93H0V95H1V96H3V94H6V95H7ZM217 92H218V91H217ZM221 92H222V91H220V95H221ZM246 92L248 93V95H247V94H244V95H243V93H246ZM11 93H12V92H11ZM11 93H8V94L11 96ZM214 93H215V91H214ZM210 94L212 95V93H210ZM222 94H224V93H222ZM229 94H230V93H229ZM229 94L227 93V96H228ZM249 94H251L252 96L249 95ZM6 95H4V97H5ZM108 95H109V94H108ZM111 95H112V94H111ZM216 95H217V94H215V96H216ZM220 95L218 94V96H220ZM231 95L228 96V97L230 98ZM241 95H242V96H241ZM10 96H9V97H10ZM218 96H217V97H218ZM222 96H225V95H222ZM9 97H8V99H6V101H7V100L10 101V99H11L12 97H10V98H9ZM204 97H205V96H204ZM208 97H209V96H208ZM108 98H109V97H108ZM212 98H214V97H212ZM218 98H219V97H218ZM220 98H221V97H220ZM223 98H224V97H223ZM229 98H228V99H229ZM0 99H2V98L0 97ZM4 99H5V98H4ZM225 99H227V98H225ZM2 100H3V99H2ZM109 100H110V99H109ZM253 100L256 101V102L258 101V102H257L258 105L254 104L256 107L252 104V101H253ZM223 101H225V100H223ZM254 101H253V102H254ZM109 102H110V101H109ZM217 102H219V101H217ZM4 103H5V101H4ZM4 103H3V104H4ZM111 103H112V102H111ZM0 104L3 106L2 101H1ZM107 104H108V103H107ZM5 105H6V104H5ZM14 105H15V104H14ZM2 106H1V107H2ZM105 106H107V105H105ZM1 107H0V108H1ZM4 107H5V106H4ZM208 107H209V106H208ZM210 107H211V106H210ZM2 108H3V107H2ZM11 108H13V107L11 106ZM3 109H4V108H3ZM105 110H106V109H105ZM256 110H255V111H256ZM12 111H13V110H12ZM245 111H248V109H246ZM245 111H244V112H245ZM250 111H251V110H250ZM257 111H258V110H257ZM248 112H249V111H248ZM3 113H4V112H3ZM10 113H11V112H10ZM70 113H71V112H70ZM214 113H215V114H213V117L216 116L217 114L219 115V113H217V114H216V112H214ZM258 114H259V113H258ZM258 114L256 113V114H254V115H253V114H248V115H249V116L252 115V116H253V120H254V119H256V117L258 116ZM263 114H264V111H263ZM248 115H247V116H248ZM256 115H257V116H256ZM259 115H260V114H259ZM238 116H239V114H238ZM263 116H264V115H263ZM211 117H212V116H211ZM235 117H236V118H235ZM254 117H255V118H254ZM260 117H261L260 121H259V119H257V122L259 121V123L261 122V123L264 124V122L261 121V120L263 119L262 116H260ZM247 120H248V119H247ZM250 121H251V119H250ZM232 122H233V120H232ZM237 122H240V121H237ZM237 122H236V123H237ZM241 123H242V122H241ZM241 123H240V124H241ZM259 123H255V124H258V126H259V125H260ZM205 124H206V123H205ZM207 124H208V123H207ZM233 124H234V123H233ZM237 124H239V123H237ZM249 125H250V123H249ZM0 126H1V125H0ZM256 126H257V125H256ZM256 126H255V129L257 130V127H256ZM2 127H3V125H2ZM231 127L233 128V130H235L234 128H237L235 125H233V126H231ZM244 127H245V126H244ZM262 127L264 128L263 125H262ZM259 128L262 129L261 127H259ZM1 129H3V128H1ZM1 129H0V130H1ZM230 129H231V128H230ZM237 129H238V128H237ZM247 129H248V131H249V128H247ZM233 130H232V133H234ZM238 130H241V129H238ZM245 130H246V129H245ZM3 131H4V129H3ZM230 131H231V130H229V132H230ZM248 131L246 130L244 133H247ZM259 131H260V130H259ZM259 131H257L256 133H258L259 136H260L261 134L263 135L262 132L259 134ZM262 131H263V130H262ZM5 132H6V131H5ZM229 132H228V133H229ZM237 132H238V131H237ZM240 132H241V131H240ZM240 132H239V133H240ZM250 132H251V130H250ZM250 132H249V133H250ZM0 133H1V132H0ZM3 133H4V132H3ZM228 133L225 134V138H226V139H227V138H228V139H231L233 136L230 134L231 137H230V136L227 137V134H228ZM253 133H255V132H253ZM256 133H255V134H256ZM13 134H14V133H13ZM30 134H32V133H29V135H30ZM234 134H235V133H234ZM250 134H251V133H250ZM250 134H249V135H250ZM2 135H5V134H2ZM11 135H12V134H11ZM22 135H23V134H22ZM27 135H28V133H27ZM56 135H57V134H56ZM56 135H55V137H58V135H57V136H56ZM7 136H8V135H7ZM7 136L5 137L6 139L8 138ZM14 136H15V135H14ZM25 136H26V134H25ZM25 136H24V137H25ZM238 136H239V135H238ZM242 136H243V135H242ZM9 137L11 138V136H9ZM21 137H22V136H19V139H20ZM24 137L22 138V142H23V140L26 139V138L24 139ZM37 137H38V136H37ZM59 137H60V136H59ZM251 137L254 138L255 136H250V138H251ZM10 138H9V139H10ZM31 138H32V136H31ZM34 138H35V137H34ZM242 138H243V137H240V140H242V141L245 140V139H242ZM245 138H246V134H245ZM248 138H249V136H248ZM252 138L249 139V140L246 139V140H248V141H247L248 143H247L246 141H243L242 144L240 143V144H241V149H239V150H242V151H241L242 153H243V150H244V149L242 148V146H243V145H246L245 142L247 143L246 147L243 146L244 148H246V152H247V154H246L245 152L243 153V154H245L244 156H245V160H247V163L244 162V159H243V162H241V164H239V162H237V163H238V164H237L236 162H234L235 159H234V160L232 159L233 161H231V158H232L231 156L228 158V159L231 161V163H232V162H233V163H232V167L230 166V168H232V170L230 169V170L232 171V172H231V173H232V179H231V181H229V182H231L232 185L230 186L229 183H227V184H229V187H230V189H231V190H230L231 193H230V195H229V198H231L232 196H238V195L241 196V195H243V198H246V199H244L243 202L246 203V204L243 203L244 205L241 204L240 206H242V209H243V208H247V209H248L247 211H246V209H245L246 212H248V213H251V212H252V214H254L255 212H256V213H257V212H262V213H264V138H263V137L261 138V136H260V139H252ZM14 139H15V138H14ZM35 139H36V138H35ZM41 139L43 140L42 137H41ZM58 139H59V138H58ZM58 139H54V143H53L52 141H50V143H49L50 146L46 145L45 148L43 147V146H44L43 144H42L43 146L40 144V142H43V141L38 142V140H37V141L35 140V142H36V143H35V142H34V139H33V142H31V144L35 143V146L38 144L36 147L34 146V147L32 148V147H30V145H29L30 148H28V147H27V148L24 147V148H26V149H24V148H23L22 150L20 149V151L18 150L19 152H17V151L15 152L13 148H12L13 150H10V151L13 152L14 157H15V160L18 161L20 164H31V163H27V162H30V161L32 162L34 159L38 161V162L36 161L37 164L40 162V164H41V163H44V164H50V165H51V164H68V163H67L68 161H69V164H73V163H70V161H75V159H76V162H77V157H74V156H76V155H74L73 157L70 155V157H72V160H70V157H69L68 155H66L67 151H66V150H65V151L62 150V145H63V143L65 142V140H67V138H66L65 140H62V138H60V140H61V141H64V142L58 141ZM11 140H12V138H11ZM20 140H21V139H20ZM28 140H29V138H28ZM44 140H45V139H44ZM48 140H49V139H48ZM52 140H53V139H52ZM221 140H223V139H221ZM12 141H13V140H12ZM18 141H19V140L17 139V141H15V142H18ZM46 141H47V140H46ZM227 141H228V140H227ZM230 141H231V140H230ZM236 141H237V140H236ZM6 142H8V139H7ZM20 142H21V141H20ZM25 142H26V141H25ZM37 142H38V143H37ZM48 142H49V141H48ZM55 142H56V143H55ZM57 142L59 143V145L62 144L61 147H59V148L61 149V150H59V151H60V152L63 151L62 154H61L60 152H58V149H59V148H58V146H57ZM68 142H69V141H68ZM223 142H224V140H223ZM237 142H240V141H237ZM45 143H46V142H45ZM221 143H222V142H221ZM225 143H227V142L225 141ZM234 143H235V141L233 142V144H234ZM9 144H10V143H9ZM39 144H40L41 146H39ZM51 144H54V145L52 146ZM64 144H65V143H64ZM67 144L69 145L70 143H67ZM230 144H231V143H230ZM233 144H231V148H232V145H233ZM238 144H239V143H238ZM226 145H227V144H226ZM234 145H236V143H235ZM11 146H12V145H11ZM11 146H9V147H11ZM19 146H20V145H19ZM19 146H18V147H19ZM54 146L57 147V148H55ZM215 146H217V147L219 148V144H218V143H216ZM222 146H223V144H222ZM236 146H237V145H236ZM238 146H239V145H238ZM18 147H17V149H18ZM47 147H48V148L50 147V149H48ZM53 147H54V148H53ZM64 147H65V145H64ZM66 147H67V145H66ZM71 147H72V146H71ZM220 147H221V145H220ZM229 147H230V146H229ZM229 147H228V148L225 147V148H226L228 151H230V150H229ZM7 148H8V146H7ZM222 148H223V147H222ZM222 148H221V149H222ZM234 148H235V147H234ZM9 149H11V148H9ZM9 149H8V152H9ZM71 149H72V148H71ZM73 149H74V148H73ZM226 149H225V150H226ZM237 149H238V148H237ZM15 150H16V149H15ZM74 150H77V149H74ZM215 150H216V149H215ZM219 150H220V149H219ZM231 150H234V149H231ZM71 151H73V150H68L69 153H71ZM228 151H227V152H228ZM234 151H235V150H234ZM64 152H65V153H64ZM212 152H213V151H212ZM215 152H216V151H215ZM221 152H222V151H221ZM221 152H220V153H221ZM225 152H226V151H225ZM230 152H231V151H230ZM69 153H68V154H69ZM72 153H73V152H72ZM213 153H214V152H213ZM213 153H212V154H213ZM228 153H229V152H228ZM64 154H65V155H64ZM74 154H77V152L74 151ZM79 154H80V155H79ZM79 154H78V155H79V158H80L81 155H84V154H82V153H80V152H79ZM9 155H10V152H9ZM72 155H73V154H72ZM78 155H77V156H78ZM204 155H205V154H204ZM220 155H221V154H220ZM230 155H231V154H230ZM234 155H235V154H234ZM239 155H241V154H237L236 157L239 158V157H238ZM246 155H247V157H246ZM4 156H5V155H4ZM11 156H12V155H11ZM66 156H68L67 158H69V160H67V161H66ZM6 157H7V155H6ZM6 157H5V158H6ZM14 157H12V158L14 159ZM82 157H83V156H82ZM84 157H85V156H84ZM205 157H206V156H205ZM241 157H243V155H242ZM241 157H240V158H241ZM74 158H75V159H74ZM79 158H78V159H79ZM214 158H215V157H214ZM233 158H234V157H233ZM237 158H236V159H237ZM243 158H244V157H243ZM8 159H9V158H8ZM27 159H28L29 161H28ZM30 159H33V160H30ZM73 159H74V160H73ZM131 159H132V158H131ZM202 159H204V158H202ZM209 159H211V158H209ZM216 159H217V158H216ZM216 159H214L213 161H216ZM35 160H34V161H35ZM133 160H134V159H133ZM220 160H221V159H220ZM25 161H27V162L25 163ZM80 161H83V159L80 158ZM226 161H227V160H226ZM9 162H10V161H9ZM211 162H212V161H211ZM216 162L218 163L219 160H217ZM220 162H222V164H223V161H222V160H221ZM32 163L34 164L35 162H32ZM77 163H78V162H77ZM81 163H82V162H81ZM201 163H202V162H201ZM204 163H205V162H204ZM208 163H209V162H208ZM214 163H215V162H214ZM214 163H213V164H214ZM231 163H230V164H231ZM234 163H235V164H234ZM242 163H245V164H242ZM15 164H17V163L15 162ZM75 164H76V163H75ZM88 164H89V163H88ZM209 165L211 166V164H209ZM220 165H221V163H220ZM225 165H228V164L226 163ZM45 166H46V165H44V167H45ZM48 166H49V165H48ZM54 166H55V165H54ZM210 166H209V167H210ZM221 166H222V165H221ZM46 167H47V166H46ZM46 167H45V168H46ZM49 167H50V166H49ZM217 167H218V166H217ZM222 167H223V166H222ZM226 167H227V166H225V168H226ZM228 167H229V166H228ZM42 168H43V167H42ZM50 168H51V167H50ZM50 168H48V169H50ZM189 168H190V167H189ZM203 168H205V167L203 166ZM203 168H201V169H203ZM218 168H220V167H218ZM51 169H52V168H51ZM54 169H55V168H54ZM201 169H200V170H201ZM215 169H216V168H215ZM215 169H214V170H215ZM44 170H45V169H44ZM46 170H47V169H46ZM56 170L58 171V168H57ZM203 170H204V169H203ZM205 170H206V169H205ZM205 170H204V171H205ZM219 170H220V169H219ZM225 170H228V168L225 169ZM225 170H224L223 174L225 173ZM41 171H42V169H41ZM59 171H60V170H59ZM201 171H202V170H201ZM215 171H216V170H215ZM42 172H43V171H42ZM202 172H203V171H202ZM220 172H221V171H220ZM52 173H53V172H52ZM60 173H61V172H60ZM195 173H196V172H195ZM215 173H216V172H215ZM231 173H230V174H231ZM56 174H57V173H56ZM62 174H63V173H62ZM43 175H45V174L43 173ZM43 175H42L41 177H43ZM180 175H181V173H180ZM182 175H183V174H182ZM182 175H181V176H182ZM187 175H188V174H187ZM225 175H226V174H225ZM54 176H55V175H54ZM57 176H58V175H57ZM59 176H60V175H59ZM61 176L63 177V175H61ZM178 176H179V175H178ZM38 177H39V176H38ZM55 177H56V176H55ZM194 177H196V175H195V176L192 175V176H189V177H185L186 179L183 180V182H179V184L175 185L171 191L169 190V191H170L169 193H168V192H163V191L161 192V191H160V189L163 190V189H162L163 187L160 188L161 186H163L162 184H160L159 186H157L158 188H160L158 191H160V193L162 194V195H161V194H159V195H161V196L163 197V198L161 199V201L163 200V203H164V201H165V204H162V202H161V205H160V203H156L155 205H153V207L157 205V206L155 207V209L157 208L156 210L159 209L160 211H162V210L165 209V211H164L165 213L168 212V211L170 210V211H169V212H170V215H168L169 213L166 214V215L170 216V217H167V219L171 218V220L169 219L170 222H171V221H172V222L175 221V218H174V217H175V216H174L175 214H177V213H179V212H182V211H181L182 209H183V211H184V210H186V208H187V204H186V208H184L185 206H182V205H181L182 202H181L180 200H181V199H182V200H185V199H186L185 201L187 202V198H186V197H187V196H190L189 193L193 194V192H195L197 188H198V191H199V187H197V188H194V187H193L192 189L195 190V191L192 190L193 192H192V191L189 192V190H188V188H187V187H188L187 185L190 184V183H191L190 186L192 187V182H191V181L193 180ZM222 177H224V176H222ZM52 178H53V177H52ZM178 178H179V177H178ZM217 178H219V177H217ZM217 178H216V179H217ZM228 178H229V177H228ZM46 179H47V178H46ZM48 179H50L49 176H48ZM179 179H180V178H179ZM179 179H178V180H179ZM205 179H206V178H205ZM51 180H52V179H51ZM51 180H50V181H51ZM61 180H62V179H61ZM61 180H59V181H61ZM201 180H204V179L202 178ZM211 180H212V182L214 181L213 179H211ZM223 180H224V179H223ZM57 181H58V178H57ZM204 181H205V180H204ZM208 181H210V180H208ZM48 182H49V181H48ZM53 182H54V180H53ZM172 182H173V181H172ZM177 182H178V181H175V184H176ZM202 182H203V181H202ZM210 182H211V181H210ZM210 182H209V184H210ZM221 182H223V181H221ZM227 182H228V181H227ZM151 183H152V182H151ZM160 183H162V182H160ZM164 183H166V182H164ZM203 183H205V182H203ZM207 183H208V182H207ZM207 183H206V184H207ZM199 184H201V183H199ZM211 184H212V183H211ZM214 184H216V185H223V184H225V183H223V184H217L216 182H214ZM227 184H226V185H227ZM154 185H155V184H154ZM171 185H172V183H171ZM171 185H170V186L168 185V186L171 188ZM173 185H174V182H173ZM173 185H172V186H173ZM204 185H205V184H204ZM216 185H212V186H216ZM226 185H223V186H221V187L224 188V186H226ZM164 186H165V185H164ZM168 186H166V187H168ZM212 186H209V187H212ZM143 187H144V186H143ZM206 187H207V186H206ZM217 187H218V186H216V188L214 187L216 192H219V189L222 190L221 187H218V188H217ZM245 187H246V188H245ZM243 188H244L245 191H244V190H241V189H243ZM146 189H147V187H146ZM146 189H145V190H146ZM211 189H212L211 191H213V187H212ZM216 189H217L218 191H217ZM225 189H226V187H225ZM225 189H224V190H225ZM148 190H151V189H148ZM200 190H201V189H200ZM224 190H222L221 192H224ZM154 191H155L154 193H153V191H150V192H151V195H152V193H153V195H154V194L157 192V190H154ZM165 191H167V190H165ZM198 191H197V192H198ZM226 191H227L228 193L224 192V194L226 193V194L228 195V194H229V190L226 189ZM241 191H242V192H241ZM221 192H220V193H221ZM157 193H159V192H157ZM182 193H183V194H182ZM195 193H196V192H195ZM195 193H194V194H195ZM198 193H199V192H198ZM198 193H197V194H198ZM214 193H215V192H213V195H214ZM220 193H219V194L215 193V195L217 194V195H218V196L216 195L217 197H219V198H221V199H222V197H223V199H224L225 195H224L223 193H221V194H220ZM241 193H244V194H241ZM188 194H189V195H188ZM211 194H212V193H211ZM37 195H38V193H37ZM180 195H181V196H180ZM195 195H196V194H195ZM200 195H201V194H200ZM206 195H207V192H206ZM213 195H212V197H215V196H213ZM219 195H220V196H219ZM154 196H156V195H154ZM171 196H173L172 199L169 198V197H171ZM175 196H176V197H175ZM191 196H192V195H191ZM193 196H194V195H193ZM207 196H209V195H207ZM230 196H231V197H230ZM157 197H158V195H157ZM159 197H160V196H159ZM174 197H175V198H174ZM195 197H197V198H195ZM195 197H194V198L196 199V201H197L198 199H199V201H200V198H202L203 196L200 197V198H198L199 196L196 195ZM168 198L171 200L169 203L166 202V200H167ZM188 198H189V201H191V200H190V197H188ZM215 198H216V197H215ZM229 198L227 197L226 199H229ZM235 198H236V197H235ZM237 198H239V197H237ZM237 198L235 199V201L238 202L239 199L242 198V197H240L239 199H237ZM38 199H40L39 195H38ZM164 199H166V200H164ZM169 199H168V201H169ZM223 199H222V200H223ZM231 199H232V198H231ZM158 200H159V198H158ZM192 200H193V197H192ZM212 200H213V199H212ZM178 201H179V206H178ZM199 201H198V202H199ZM209 201H210V200H209ZM229 201H230V200H229ZM232 201H234V200H232ZM232 201H230L229 204H231ZM245 201H246V202H245ZM149 202H150V201H148V204L151 205ZM152 202H153V200H152ZM152 202H151V203H152ZM156 202H157V201H156ZM201 202H203V201L201 200ZM214 202H215V201H214ZM223 202H224V201H223ZM227 202H228V200H227ZM227 202H226V203L224 202V203L228 205ZM166 203H167V205H166ZM204 203H205V202H204ZM218 203H220V202L217 200V202H215V204H218ZM240 203H241V200H240ZM215 204L212 203V204H211L212 207L217 206V205H215ZM225 204H224V205H223V203H222V204H218V206L221 207L220 205H222V207L224 208ZM232 204H233V203H232ZM162 205H163V206L166 205V206H165V207H162ZM180 205H181V206H180ZM184 205H185V204H184ZM201 205H203V204L201 203ZM206 205H207V203L205 204V206H206ZM233 205H235V207H236V204H233ZM237 205H238V204H237ZM245 205H246V207H245ZM218 206H217V207H218ZM229 206H230V205H229ZM229 206H228V207H229ZM226 207H227V206H226ZM238 207H239V206H238ZM160 208H161V209H160ZM163 208H164V209H163ZM189 208L191 209V207H188V209H189ZM192 208H193V209H192L193 211L190 212V213H191V216H189V217H187V216H181V217H179V218H181V219L198 220V221H197V223H198V222H199V217H200L199 214H201V216H202L203 213L200 212V211H198V210H199L198 208H195V207H192ZM194 208H195V209H194ZM230 208H231V207H230ZM148 209H149V208H148ZM155 209H154V210H155ZM167 209H168V210H167ZM188 209H187V210H188ZM232 209H233V213H232V215H233V214H234V208L232 207ZM152 210H153V209H152ZM200 210H201V209H200ZM216 210H217V209H216ZM218 210H219V208H218ZM230 210H231V209H230ZM230 210L228 211V214H227V215H229V212H231ZM243 210H244V209H243ZM220 211H222V210H220ZM224 211H225V210H224ZM249 211H251V212H249ZM155 212H157V211H155ZM158 212H159V211H158ZM203 212H204V211H203ZM217 212H219V211H217ZM217 212H216V213H217ZM253 212H254V213H253ZM149 213H150V212H149ZM160 213L163 214V212H160ZM222 213H223V212H221V214H222ZM147 214H148V213H147ZM151 214H152V213H151ZM158 214H159V213H158ZM162 214H160V215L162 216ZM237 214H238V212H237ZM246 214H247V213H246ZM260 214H261V213H260ZM260 214H258V215H260ZM203 215H206V213L203 214ZM227 215H226V216H227ZM13 216H16V215H12V217H13ZM154 216H155V215H154ZM164 216H165V214H164ZM196 216H199V217L197 218ZM229 216H230V215H229ZM247 216H248V215H247ZM262 216H263V215H262ZM18 217H21V216L18 215ZM49 217H50V216H49ZM227 217H228V216H227ZM259 217H261V216H259ZM196 218H197V219H196ZM202 218H203V219H202L201 221H203V220L207 221V220L209 219V218H208V219H204L203 216H202ZM216 218H217V217H216ZM228 218H229V217H228ZM228 218H227V219H228ZM233 218H234V217H233ZM235 218H236V217H235ZM243 218H244V217H243ZM243 218H238V220H242ZM261 218H262V220H263L264 216L261 217ZM223 219H224V218H223ZM255 219H257V218H255ZM16 220H18V219H16ZM49 220H50V226H51V229H52V230H55V232L59 234V231H58V229H59V224L56 223V221H55L52 217H50ZM217 220H218V219H217ZM228 220H231V219L229 218ZM235 220H237V219H235ZM235 220H234V222H235ZM253 220H254V219H253ZM257 220H258V219H257ZM259 220H260V218H259ZM21 221H22V220H21V218H20V222H21ZM159 221L162 222V220H159ZM165 221L167 222L168 220H165ZM201 221L198 223L199 225L202 224ZM263 221H264V220H263ZM12 222H13V220H12ZM195 222H196V221H195ZM208 222H211V223H212V221H210V219H209V221H207L206 223H208ZM219 222H220V221H219ZM229 222H230V221H229ZM231 222H232V220H231ZM242 222H244V221H242ZM253 222H254V221H253ZM16 223H17V221H16ZM22 223H23V222H22ZM22 223H21V224H22ZM40 223H41L40 225L42 226V229L48 232V231H49V227H48L47 225H45L43 219H41V218H40ZM211 223H210V224L208 223L206 226H208V225H209V226H210V225H213V224H211ZM250 223H251V222H250ZM254 223H255V222H254ZM261 223H262V221H261ZM261 223L258 222L259 226H260ZM12 224H13V223H12ZM21 224H20V225H21ZM163 224H164V223H163ZM190 224H191V225H190ZM190 224H188L189 227L192 226V225H194L195 223L193 222V224H192V223L190 222ZM204 224H205V223H204ZM204 224L202 225L203 227H205ZM240 224H242V228H243V225H244V224L241 223V221H240L239 225H240ZM251 224H252V223H251ZM256 224H257V223H256ZM263 224H264V223H262V225H263ZM16 225H18V224H16ZM16 225H15V226H16ZM20 225H19V226H20ZM188 225H187V226H188ZM199 225H198V226H199ZM237 225H238V224H236L235 226H237ZM15 226H14V227H15ZM19 226H18V227H19ZM21 226H22V225H21ZM159 226H161V225H159ZM202 226H201V227H202ZM209 226H208V228H209ZM231 226H234V224H233V225L231 224ZM235 226H234V227H235ZM255 226H257V225H255ZM192 227H193V226H192ZM196 227H197V226H196ZM227 227H228V226H227ZM234 227H233V228H234ZM15 228L17 229V226H16ZM23 228H26V226H25V227L23 226ZM23 228H21V230H22ZM164 228H165V227H164ZM164 228H163L164 233H163V235L161 234V237H160V235L158 236V237H159L158 240H160V238H161V240H162V236H163V238H166V236H170L171 239H172V238H173V239H176V232H177V231L171 229V233L169 232L170 235H168L169 233H167V232H168L169 230H168V229L166 230V228H165V229H164ZM205 228H207V227H205ZM208 228H207V229H208ZM239 228H241V227L239 226ZM239 228H238V226H237V229H239ZM263 228H264V226L261 228V231H263ZM19 229H20V227H19ZM19 229H17V230H19ZM27 229H28V228H27ZM27 229H26V231H27ZM160 229H161V227L159 228V230H160ZM188 229H189V228H188ZM191 229H192V228H191ZM207 229H206V230H207ZM210 229H211V228H210ZM213 229H214V231H215V228H213ZM229 229H230V228H229ZM235 229H236V228H235ZM247 229H248V227H247ZM258 229H259V227H258ZM258 229H257V230H258ZM159 230H158V231H159ZM231 230H232V229H231ZM22 231H23V230H22ZM163 231L158 232V233H162ZM189 231H190V234H191V232H193V233L191 234V236H194V235H195V237H196V236L198 237V235L194 234L195 232H194L193 229H192V230H189ZM189 231H188V232H189ZM198 231H199V230H198ZM202 231H204V234H205V229L202 230ZM202 231H199V232L203 233ZM207 231H208V230H207ZM207 231H206V232H207ZM227 231H229V230H227ZM237 231H238V230H237ZM243 231H244V230H243ZM259 231H260V229H259ZM91 232H93V231H91ZM91 232H90V233H91ZM125 232H126V231H125ZM188 232H187V233H188ZM208 232H209V231H208ZM208 232H207V233H208ZM241 232H242V231H241ZM244 232H246V231H244ZM263 232H264V231H263ZM165 233H166L167 235H164ZM187 233H184V234L186 235ZM207 233H206V234H207ZM213 233H215V232H213ZM213 233H212V234H213ZM218 233L221 234V232H218ZM235 233H236V231H235ZM237 233H239V232H237ZM242 233H243V232H242ZM91 234H92V233H91ZM118 234H119V233H118ZM118 234H116V235H118ZM193 234H194V235H193ZM209 234H210V235H209ZM209 234H207V235L209 236V238H210V236H213V237H211V238L214 239L215 234L212 235L211 232H210ZM232 234H233V233H232ZM239 234H240V233H239ZM23 235H24V234H23ZM178 235L181 236L182 234L178 233L177 236H178ZM187 235H188V234H187ZM224 235H225V234H224ZM254 235H256V233H255ZM24 236H25V235H24ZM65 236H66V235L61 236V238L63 239ZM70 236H71V235H69V239H71ZM107 236H108V235H107ZM107 236H105V237H107ZM118 236L120 237V235H118ZM164 236H165V237H164ZM231 236L234 237L233 235H229V236H228V237H230L229 239H228V237H227V240H226V239H223V240H225V241H228V240H229V241L227 242V245L229 244V242L231 243V241H233V238H232ZM245 236H246V235H245ZM245 236H244V237H245ZM251 236H252V235H251ZM25 237H26V236H25ZM67 237H68V236H67ZM67 237H65V239H66ZM105 237H104V238H105ZM110 237H111V236H110ZM115 237H116V236H115ZM119 237H117V238L119 239ZM174 237H175V238H174ZM178 237H179V236H178ZM195 237H194V238H195ZM216 237H217L216 239L219 240V239H218L219 236H216ZM224 237H226V236H224ZM241 237H242V239H241ZM241 237H238V240L236 239L238 242H237L236 240H234V241H233L234 243H231V244H229L228 246L225 245V247H223V248L221 249V250H224V248L230 246V247L227 249V252L224 253V251H225L226 249H225L224 251L219 250V251H220V253H219L220 258L215 259L216 257L214 256L213 261H211L212 259H210V257H209L210 260H208V261H210V262H208V261L206 262V261H205V263H206V264H207V263H208V264H250V261H249V260H250V258H249V256H250V254H249L250 251L248 252L247 249H246V248L249 247V246H244V244H242L241 242H239L240 240L243 242V236H241ZM246 237H248V236H246ZM249 237H250V236H249ZM249 237H248V238H249ZM108 238H109V237H108ZM108 238H107V239H108ZM117 238H115V240H114V237H113L114 242H112V243L108 242V241L110 240V239H109V240L107 241L108 244H107L106 246H108L109 244H110L109 246H111V244H113V245H112L113 247H114V245H116V247H117V246H118V245H117L118 243H115V241L117 240ZM194 238H193L191 241H188V242H186V243H192L193 240H194ZM199 238H200V237L197 238L198 240H196V238H195V240H196V241H199V240L201 241V239H199ZM209 238H208V239H209ZM239 238H240V240H239ZM65 239H64V240H65ZM67 239H68V238H67ZM72 239H76V240H77V238H75V237L72 238ZM105 239H106V238H105ZM105 239H104V240H105ZM167 239H168V237L166 238V240H167ZM171 239H169V240L171 241ZM173 239H172V242H170V243H172L174 246H176L175 244L178 243V242H179L178 244H180V240H179V239H178L177 241L174 240V242H173ZM216 239H215V242H214L213 244L215 245V247L218 248V246L220 247L221 245H218V242L216 241ZM231 239H232V240H231ZM234 239H235V237H234ZM258 239H259V238H258ZM49 240L51 241V243H50L51 246H49V249H48V251L46 252V256H47V257H45L46 260H47V264H65V263H59L58 260L56 259V255H57V254L55 253V250H56V246H57V244L55 243L54 238L50 236V237H49ZM64 240H63V242H64ZM79 240H80V239H79ZM113 240H112V241H113ZM119 240H120V241H119ZM119 240H118V241L121 243V238H120ZM152 240H153V239H152ZM156 240H157V239H156ZM209 240H211V239H209ZM230 240H231V241H230ZM245 240H246V238L244 239V241H245ZM254 240H256V239H254ZM61 241H62V240H61ZM69 241L72 242V240H69ZM74 241H75V240H74ZM110 241H111V240H110ZM175 241H176V242H175ZM220 241H221V240H220ZM220 241H219V244H220ZM225 241H224V242H225ZM235 241H236V242H235ZM63 242H62V243H63ZM66 242L69 244V242H68L67 240H66ZM71 242H70V243H71ZM81 242H82L81 244H83L84 241H81ZM107 242H106V243H107ZM165 242H166V241H165ZM183 242H184V241H183ZM194 242H195V241H194ZM208 242H209V241H208ZM210 242H211V241H210ZM210 242H209V243H210ZM251 242H252V241H251ZM253 242H254V241H253ZM253 242H252V243H253ZM64 243H65V242H64ZM67 243H65V245L69 247V245H67ZM79 243H80V242H79ZM85 243H86V242H85ZM114 243H115V244H114ZM147 243H150V242H147ZM151 243H152V244H156L157 242H156V243H153V241H152ZM167 243H169V241H167L166 243H161V244H159V242H158V243H157V244H158V248H157L156 246H155V247H156L157 249H160V251L163 250L164 252H163V251H162V252H163L164 255H168V254H170V252H171V255H172V254L176 255V254H178V253H179V254H180V253L182 254V251H175V252H174L175 249H174V250H173V249L168 250V252H169V251H170V252H169V253H168V252L166 253V252H165L166 250H164V249H162V248H159V247H163V246H164L165 244H167ZM215 243H217V244H215ZM42 244H43V243H40L39 245H42ZM157 244H156V245H157ZM162 244H163V246H159V245H162ZM178 244H177V245H178ZM193 244H197L198 247H201V246H202V245L199 246V245H200V242H198V243L195 242V243H193ZM198 244H199V245H198ZM210 244H212V242H211ZM260 244H261V243H260ZM30 245H32V243H31ZM30 245L28 244L29 247H30ZM122 245L124 246V244H121V245L118 246V247H121ZM147 245H148V244H146V246H147ZM149 245H151V244H149ZM170 245H171V244H170ZM173 245H172V246H173ZM182 245H183V243H182ZM191 245H192V244H191ZM214 245H212V246H214ZM216 245H218V246H216ZM255 245H257V244H255ZM28 246H27V247H28ZM35 246H37V244H35ZM45 246H46V245H45ZM86 246H89L88 243H87ZM86 246H85V247H86ZM109 246H108V247H109ZM123 246H122V247H123ZM146 246H144V243H143V245H142V247H140V249L142 248V249H144V251H145V249H147V247H148V249H152V248H150V246H147V247H146ZM167 246H169V244H168ZM167 246H164V247L167 248ZM178 246H179V245H178ZM178 246H177L176 250H177L178 248H180V247H181V249L183 250V247H182L181 245H180L179 247H178ZM183 246H184V245H183ZM192 246H193V245H192ZM194 246H195V245H194ZM212 246H211V247H212ZM250 246H251V245H250ZM98 247H99V246H98ZM101 247H103V246H101ZM108 247H107V248H108ZM118 247H117V248H118ZM122 247H121V249H122ZM143 247H145V248H143ZM151 247H153V246L151 245ZM251 247H252V246H251ZM254 247H255V246H253V248H251V249H254ZM259 247H260V246H259ZM31 248H32V247H31ZM45 248H46V249H45ZM47 248H48V247L46 246V247H44L43 249L47 250ZM69 248H70V247H69ZM103 248H104V247H103ZM103 248H101V249L103 250ZM105 248H106V247H105ZM111 248H112V247H111ZM114 248H115V247H114ZM126 248L130 249L129 247H126V246H125V249H126ZM153 248H154V247H153ZM184 248H185V246H184ZM186 248H187V247H186ZM188 248H189V247H188ZM212 248H213V247H212ZM220 248H221V247H220ZM262 248H263V244L261 245V249H262ZM43 249H42V250H43ZM84 249H85V248H84ZM99 249H100V248H99ZM125 249H124L123 251L120 250V249H117V250L122 251V252H121V253H122L121 255H123V254L126 253ZM128 249H127V250H128ZM135 249H136V248H135ZM140 249L138 248V249H136V250H138V251L135 250L134 252H138V253H139V252H140ZM142 249H141V250H142ZM148 249H147V250H148ZM181 249H180V250H181ZM189 249H190V248H189ZM189 249H187V251H188ZM214 249H215V248H214ZM255 249L257 250L258 248L256 247ZM27 250H28V249H27ZM42 250H41V252H44V250H43V251H42ZM85 250H86V249H85ZM85 250H84V252L87 253L88 250H86V251H85ZM110 250L112 251V249H110ZM114 250H116V248H115ZM114 250H113V251H114ZM131 250L133 251V249H131ZM131 250H129V251L131 252ZM184 250H186V249H184ZM97 251H99V250H97ZM103 251L106 252L107 250L104 249ZM113 251H112V252H113ZM144 251H142V252H144ZM148 251H150V250H148ZM151 251H152V250H151ZM154 251H157V250L154 249ZM160 251H158V254L160 253ZM172 251H173L174 253H173ZM189 251H192V249H190ZM201 251H203V249L200 250V252H201ZM89 252H90V251H89ZM89 252H88V255H89V256L87 257V260L85 259V260L88 262V264H89L90 262L92 263L94 256H95V258L97 257L96 255H94L96 252L94 253V252H92V250H91L90 253H89ZM101 252H102V251H101ZM105 252H104V253H105ZM116 252L118 253V251H115V253H116ZM176 252H178V253H176ZM192 252H193V251H192ZM197 252H198V251H197ZM203 252H204V251H203ZM211 252H213V251H211ZM221 252L224 253V255H222ZM256 252H257V251H256ZM39 253H40V251H39ZM97 253H98V252H97ZM113 253H114V252H113ZM115 253L112 254V253L110 252L109 254H111L112 258H113V255H114V256L116 255V257H118L117 253H116V254H115ZM155 253H157V252H155ZM213 253H214V252H213ZM253 253H254V252H253ZM260 253L264 254L263 251H262V252H259V253L257 254V256L261 255ZM54 254H55V255H54ZM100 254H101V253H98L97 255H100ZM128 254L130 255L131 253H128ZM128 254H127V255H128ZM135 254H136V253H133L132 256L135 255ZM142 254H143V256H144V253H142ZM142 254L140 253V256H141ZM149 254H151V257H152L153 252H151V253H149ZM158 254H157V256H158ZM198 254H199V253H198ZM200 254H202V252H201ZM225 254H226V255H225ZM33 255H34V254H33ZM41 255H42V253H41ZM43 255L45 256V254H43ZM43 255H42V256H43ZM106 255H107V254H104L105 258H106ZM137 255H138V254H137ZM147 255H148V254H146V259L141 258V259L143 260L142 263L144 262V260H146L147 262L149 261L148 264H151L152 262H153V263L156 262L155 260H154V261L152 260V262H150V260H148V259H151V258H148V259H147ZM185 255H187V254H185ZM185 255H184V253H183V256H185ZM204 255H205V257L208 256V254H205V253H204ZM206 255H207V256H206ZM213 255H216V254L214 253ZM221 255H222V256H221ZM44 256H43V258H44ZM53 256H54V257H53ZM102 256H103V255H100V257H102ZM104 256H103V257H104ZM111 256H108V257H110V259H112ZM123 256H124V255H123ZM132 256H131V257H132ZM135 256H136V255H135ZM143 256H142V257H143ZM157 256H156V254H155L154 257H157ZM161 256H162V254H161ZM169 256H170V255H169ZM180 256H181V257H180ZM183 256H182V255H179V256H177V257L182 258ZM188 256H190V255H188ZM188 256H187L186 258H188ZM192 256H194V255H192ZM216 256L219 257V256H218V253H217ZM257 256H255V258H256ZM263 256H264V255H263ZM100 257H99V258H100ZM119 257H120V256H119ZM133 257H134V256H133ZM144 257H145V256H144ZM162 257L166 259L165 256H162ZM190 257H191V256H190ZM198 257H199V256H198ZM259 257H262V256H259ZM125 258L128 259L127 256H125ZM125 258H124V259H125ZM134 258H136V259L138 258V259H139V256H138V257L136 256V257H134ZM163 258H162V259H161V258H158V259L163 260ZM171 258H172V256L169 257V259L167 258L168 260H166V261H169V262H170V259H171ZM175 258H176V257H175ZM180 258H176V259H178V260H175V259H174V261H178V262H179V260H182V259H180ZM186 258H183V260H185ZM193 258H197V255H196V257L194 256ZM193 258H192V257L190 258V260L192 259V260H191L192 263H193V262H195V263L197 262V264H200L201 262H202V264L204 263L202 260L200 261V263H198V261H199L198 259H199L200 257L197 259L198 261H197V260L194 261ZM202 258H203V257H202ZM207 258H208V257H207ZM96 259H98V258H96ZM96 259H95V260H96ZM106 259H108V258H106ZM117 259H118V261H117ZM117 259H116V262H120V259H121L122 262H123V264H125V262L123 261V258H122V257H120V259H119V258H117ZM138 259H137V261L141 262V259H139V260H138ZM152 259H153V257H152ZM165 259L163 260L164 263L162 262L163 264H165V263H166V264H167V263H168V264H170V263H171V264H175V263L177 264V262H170V263H169V262H165ZM172 259H173V258H172ZM205 259H206V258H205ZM2 260H3V257H2ZM37 260H38V259H37ZM41 260H42V259H41ZM41 260H39V261H41ZM43 260H45V259H43ZM88 260H89V261H88ZM156 260H157V259H156ZM161 260H160V262H161ZM183 260H182V261H183ZM256 260H257V262H256L255 264H258L259 262H260V263L263 262V261H261V259H256ZM258 260H259V262H258ZM262 260H263V259H262ZM66 261H67V260H66ZM73 261H74V260H73ZM77 261H78V260H77ZM96 261H98L97 263H99V262L102 261V260H99V259H98V260H96ZM112 261H113V259H112ZM112 261H110V262H112ZM126 261H127L126 264H129V263L132 264V262H129V263H128V260H126ZM158 261H159V260H158ZM158 261H157V262H158ZM191 261H190V262H191ZM2 262H3V261H2ZM80 262H81V261H80ZM87 262H86V263H81V264H87ZM103 262H104V261H103ZM116 262H115V263H116ZM122 262H120V264H121ZM139 262H138V264H139ZM147 262H145V264H146ZM160 262H159V263H160ZM180 262H181V261H180ZM180 262H179V263H180ZM183 262H184V261H183ZM43 263H44V262H43ZM43 263H42V264H43ZM91 263H90V264H91ZM105 263H107V262H105ZM113 263H114V262H113ZM133 263H136V262L133 261ZM181 263H182V262H181ZM184 263L188 264V263H189V260H188V263H187V262H184ZM195 263H193V264H195ZM205 263H204V264H205ZM44 264H46V263H44ZM100 264H103V263H100ZM108 264H111V263H109V261H108ZM136 264H137V263H136ZM143 264H144V263H143ZM263 264H264V262H263Z\"/></svg>",
  "mask_w": 264,
  "mask_h": 264
},
{
  "label": "built area",
  "instance_id": "3",
  "mask_svg": "<svg viewBox=\"0 0 264 264\" xmlns=\"http://www.w3.org/2000/svg\"><path fill=\"white\" fill-rule=\"evenodd\" d=\"M81 250L78 247H73L71 250L60 248L57 252L56 259L58 261L71 260L73 258H79Z\"/></svg>",
  "mask_w": 264,
  "mask_h": 264
}]
</instances>
